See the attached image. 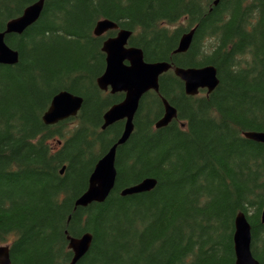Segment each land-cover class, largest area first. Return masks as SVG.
Returning <instances> with one entry per match:
<instances>
[{"label":"trees","instance_id":"1","mask_svg":"<svg viewBox=\"0 0 264 264\" xmlns=\"http://www.w3.org/2000/svg\"><path fill=\"white\" fill-rule=\"evenodd\" d=\"M219 1L217 5L215 2ZM38 0H0V33ZM118 25L94 35L97 22ZM132 32L148 63L166 62L159 91L143 96L128 141L117 149L115 188L103 203L77 206L96 164L123 134L102 130L125 99L102 91L104 42ZM194 31L185 53H175ZM6 44L0 65V247L11 264H71L70 240L92 235L76 264H235V220L251 225L264 264V0H45L39 20ZM217 70L208 93H185L173 68ZM60 92L82 97L76 117L46 125ZM177 110L166 127L163 100ZM146 179L148 192L122 196Z\"/></svg>","mask_w":264,"mask_h":264},{"label":"water","instance_id":"2","mask_svg":"<svg viewBox=\"0 0 264 264\" xmlns=\"http://www.w3.org/2000/svg\"><path fill=\"white\" fill-rule=\"evenodd\" d=\"M219 1L215 2V5ZM45 0H38L29 6L22 16L10 21L6 30L0 33V65L14 66L19 62V53L6 44L5 37L9 34H23L29 26L35 24L44 8ZM119 29L118 25L110 20L97 22L94 35L102 34ZM132 32L120 30L113 38L104 42L103 52L107 55L106 70L98 78L97 83L102 91H111L112 94L124 93L125 99L110 107L104 115L102 129L114 125L118 121H125V128L122 136L116 144H113L109 152L97 163L90 177L87 191L77 200L76 205L86 207L92 203H103L110 196L115 188L117 179L116 157L119 146L126 143L134 130V118L139 109L140 102L145 93L154 90L159 91L160 76L168 72L172 65L166 62L148 63L145 61L141 49L131 47L129 40ZM194 31L185 34L178 43L175 53H185L191 46ZM175 75L185 84V93L196 96L200 90L206 89L208 93L216 90L219 80L217 70L212 66L204 68H173ZM83 98L69 92H60L52 99L49 109L43 117L46 125H56L61 121L76 117L83 105ZM165 113L164 117L156 123V128L169 125L175 117L177 110L163 100ZM247 139L264 143V133L247 132L244 134ZM157 182L153 179H146L137 186L127 188L122 196L134 195L151 191ZM264 212V211H263ZM264 223V213L262 217ZM244 214H239L235 220L234 249L235 264H259L251 252L252 229ZM92 243V235L84 234L78 239L70 240V248L74 252L71 264H76L89 250ZM10 248L0 247V264H11Z\"/></svg>","mask_w":264,"mask_h":264},{"label":"bare ground","instance_id":"3","mask_svg":"<svg viewBox=\"0 0 264 264\" xmlns=\"http://www.w3.org/2000/svg\"><path fill=\"white\" fill-rule=\"evenodd\" d=\"M97 165V164H96Z\"/></svg>","mask_w":264,"mask_h":264}]
</instances>
